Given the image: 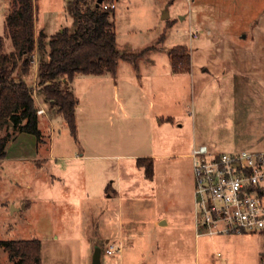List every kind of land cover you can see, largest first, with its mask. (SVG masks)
<instances>
[{
    "label": "rangeland",
    "instance_id": "rangeland-1",
    "mask_svg": "<svg viewBox=\"0 0 264 264\" xmlns=\"http://www.w3.org/2000/svg\"><path fill=\"white\" fill-rule=\"evenodd\" d=\"M189 1H115L118 50L144 52L133 63L120 60L115 79L75 77L76 138L62 116L51 118L56 108L49 105L47 118L38 114L41 143L26 133L8 142L0 162V241L39 240L40 264H92L95 247L101 264H264V233L196 237L192 161L180 157L195 141L230 152L224 130L230 136L260 126L253 112L264 117V0ZM8 4L0 0V37ZM66 14L64 29L72 33L77 22ZM163 46L190 48L192 76L168 74L167 54L153 53ZM46 54L38 52L37 64ZM223 72L237 75L228 90ZM33 77L30 69L26 80L41 109ZM223 97L231 105L219 109ZM217 111L231 119L235 113L236 126L217 127ZM161 116L173 120L160 123ZM195 116L209 126L202 136L193 133ZM148 154L172 155L156 159L152 180L134 160ZM0 264H12L1 247Z\"/></svg>",
    "mask_w": 264,
    "mask_h": 264
},
{
    "label": "trees",
    "instance_id": "trees-1",
    "mask_svg": "<svg viewBox=\"0 0 264 264\" xmlns=\"http://www.w3.org/2000/svg\"><path fill=\"white\" fill-rule=\"evenodd\" d=\"M8 1L5 36L0 37V162L6 157L7 144L16 133L34 136L37 144L43 137L34 89L25 79L35 47L40 53L46 52L44 33L40 32L37 38L34 35L36 0ZM95 1L72 0L68 4L67 11L76 19V29L72 33L62 29L51 35L47 42V59L38 64L39 93L61 114L73 138L77 133L75 108L79 102L70 88L74 76L108 74L115 79L120 60L133 63L134 58L144 52L133 55L118 50L115 24L111 19L113 10H102L100 5L95 6ZM5 39L11 43L10 52L5 51ZM168 57L174 74L190 71L191 58L185 46L170 48ZM10 128L12 133L8 132ZM136 166L143 169L146 179L153 178L152 158H138ZM0 247L12 264H40L41 244L37 239L1 240Z\"/></svg>",
    "mask_w": 264,
    "mask_h": 264
},
{
    "label": "built area",
    "instance_id": "built-area-1",
    "mask_svg": "<svg viewBox=\"0 0 264 264\" xmlns=\"http://www.w3.org/2000/svg\"><path fill=\"white\" fill-rule=\"evenodd\" d=\"M100 6L112 11L115 0L102 1ZM189 158L196 237L264 233V150L216 153L199 144ZM105 251L115 252L112 246Z\"/></svg>",
    "mask_w": 264,
    "mask_h": 264
},
{
    "label": "crops",
    "instance_id": "crops-1",
    "mask_svg": "<svg viewBox=\"0 0 264 264\" xmlns=\"http://www.w3.org/2000/svg\"><path fill=\"white\" fill-rule=\"evenodd\" d=\"M71 1V0H70ZM116 1V0H115ZM188 3L190 2L189 0H187ZM68 2L67 0H36L35 1V13H34V35H35V38L38 37L39 33L40 32H43L44 35H45V43H46V53H48V46H47V42H48V39L51 35L55 34L56 32L64 29V23H65V18L67 16L66 14V11H67V6H68ZM191 5V3H189ZM163 18V17H162ZM4 19H5V16H4ZM3 25H4V21H3ZM4 31V30H3ZM192 33V32H191ZM189 36H191L192 34H190V31H189ZM194 36V34L192 35V37ZM9 40V39H8ZM186 46V45H185ZM5 47H6V44H5ZM7 52H10L12 49L7 46ZM188 48V47H187ZM168 49L167 47H164L162 49H159V50H153V53H161V54H167L168 56ZM189 50V55H190V48L188 49ZM38 49L37 47H35V50L33 52V55H32V61L30 63V69H33V73H34V77H33V86L36 85L37 83V73H38V64H37V57H38ZM47 55V54H46ZM191 58V57H190ZM46 59H47V56H46ZM169 59V57H168ZM152 64L151 65H154L155 62L153 60H151ZM119 65V63H118ZM118 68V66H117ZM29 69V70H30ZM193 66H192V63H191V69L189 72L187 73H184L185 75L187 76H192L193 74ZM168 74H170L172 76V74H174L171 70V66L169 64V60H168V70H167ZM204 73H208L207 72V69H204L203 70ZM183 73H177V74H174V75H182ZM78 76L75 75L72 82L70 83V88H72V83L75 79V77ZM86 76V75H84ZM107 74L105 75H102V76H94V77H99V78H102V77H106ZM219 76L222 77L223 79V86L226 88V90H228V88L230 87L232 81H235L236 80V77L237 76L236 74H233L232 73H226V72H223L222 74H220ZM238 76H241L243 78H246V76L244 75H238ZM26 79V77H25ZM129 85H131L130 87H132V89H135L139 91V87H136L134 84L130 83ZM122 88V87H121ZM35 92V91H34ZM36 97V96H35ZM37 98V97H36ZM38 101V105L41 107V109L43 110V114L44 116L46 117L48 114V109H49V104L45 101V99L42 97V95L40 96V101L38 100V98L36 99ZM228 101L230 102L229 99H227V101L225 102L224 100V97L221 99V103H219L218 105V108L219 109H222L223 107V104H230L231 103H228ZM40 103V104H39ZM234 103V102H233ZM148 104H149V107H148V110L149 111H153L154 109V104L151 102V101H148ZM229 105V106H230ZM80 104L78 102L76 108H75V118H77V114L79 112V107ZM52 110V108H51ZM231 113L234 112V108L232 107L231 109ZM218 112V111H217ZM241 114L238 116L240 119V121L242 122V119L247 115L245 112H244V109H242L241 111ZM254 115L257 117H259L260 120H262V122H260V126H253V128H251V126H248L247 128L243 127L244 129H241V128H238L237 130H232L233 133L229 136V132L224 130L223 131V136H225L223 138V140L225 141V145L227 147H230L231 148V151H239V150H252V149H255L254 151H262L264 150V117L258 115V113L255 111L253 112ZM61 116V114H59L56 110L54 111L53 113V116L51 117L52 119L55 117H58V116ZM42 116V113L41 115H39V117ZM204 116V114L202 115ZM233 119L230 118L229 116V113L225 112V111H220L216 114V117H218L219 121L216 123V126L218 127L219 125H223L225 127H232L234 128L236 126V115L235 113L233 114ZM257 117V118H258ZM47 118V117H46ZM52 119H49V122H51ZM256 119V118H255ZM168 121V120H173V118H165L164 116H161L159 118V122H163V121ZM197 119H196V116L195 118L193 119L192 121V129H193V133L194 135H204V133L207 131V124L205 125L204 123H198L197 125ZM219 124V125H218ZM242 124V123H241ZM203 126V127H202ZM206 126V128H205ZM220 132V131H219ZM221 141L224 142V141ZM195 141V140H194ZM227 141V142H226ZM220 143V141H219ZM200 144V143H199ZM196 141L193 142V144L191 145V149H193V147L199 145ZM202 144V143H201ZM207 145V144H206ZM212 146V147H211ZM208 147L214 151V152H217L218 150L216 149V146L215 145H211ZM189 150H190V146H189ZM189 150H186L185 153H182L180 154V157H186V158H189ZM172 155L170 154H148V155H143L141 157H134V160H135V164H136V160L138 158H152L153 159V177H154V167H155V162H156V159L157 158H170ZM190 159V158H189ZM136 166V165H135ZM153 179V178H152ZM151 179V180H152ZM117 193H118V190H116ZM160 221V220H159ZM160 224H165V222L163 221H160L159 222ZM229 236V235H228ZM224 253L220 250H218V252L216 253V256L218 258H221L223 257ZM223 260V259H222Z\"/></svg>",
    "mask_w": 264,
    "mask_h": 264
},
{
    "label": "water",
    "instance_id": "water-1",
    "mask_svg": "<svg viewBox=\"0 0 264 264\" xmlns=\"http://www.w3.org/2000/svg\"><path fill=\"white\" fill-rule=\"evenodd\" d=\"M102 0H96L95 6L98 7L101 4ZM168 13H165L163 18L167 17ZM92 264H101V249L95 247L92 255Z\"/></svg>",
    "mask_w": 264,
    "mask_h": 264
}]
</instances>
